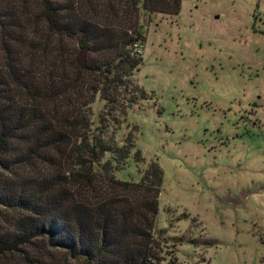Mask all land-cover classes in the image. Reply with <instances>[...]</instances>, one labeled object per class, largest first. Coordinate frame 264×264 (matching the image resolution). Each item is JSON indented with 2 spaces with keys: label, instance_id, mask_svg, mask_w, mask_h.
<instances>
[{
  "label": "trees",
  "instance_id": "trees-1",
  "mask_svg": "<svg viewBox=\"0 0 264 264\" xmlns=\"http://www.w3.org/2000/svg\"><path fill=\"white\" fill-rule=\"evenodd\" d=\"M182 1L0 0V208L15 212L5 230L0 209L1 241L48 237L65 249L64 264H180L163 252L184 239L158 226L161 167L119 179L136 143L106 139L105 116L95 124L88 109L97 98L116 106L143 63V32L122 15H178ZM83 47L87 69L76 61Z\"/></svg>",
  "mask_w": 264,
  "mask_h": 264
},
{
  "label": "rangeland",
  "instance_id": "rangeland-1",
  "mask_svg": "<svg viewBox=\"0 0 264 264\" xmlns=\"http://www.w3.org/2000/svg\"><path fill=\"white\" fill-rule=\"evenodd\" d=\"M122 16L143 32V63L116 106L97 98L88 109L95 124L105 116L106 139L136 143L116 176L140 181L161 167L158 226L184 239L163 252L180 264H264V0H183L178 15ZM0 209L13 231L15 212ZM47 240L31 238L0 264H64L65 249Z\"/></svg>",
  "mask_w": 264,
  "mask_h": 264
},
{
  "label": "water",
  "instance_id": "water-1",
  "mask_svg": "<svg viewBox=\"0 0 264 264\" xmlns=\"http://www.w3.org/2000/svg\"><path fill=\"white\" fill-rule=\"evenodd\" d=\"M89 49L87 47H83L79 53L77 54L76 61L81 69H87V56H88ZM36 235H24L14 241L6 242L0 240V256L5 252L10 251H17L19 246L23 243L28 242L31 238L35 237Z\"/></svg>",
  "mask_w": 264,
  "mask_h": 264
}]
</instances>
